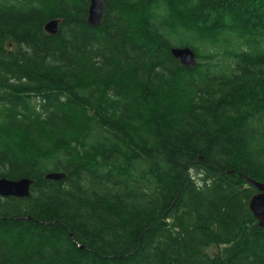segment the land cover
<instances>
[{
	"label": "trees",
	"instance_id": "16d2710c",
	"mask_svg": "<svg viewBox=\"0 0 264 264\" xmlns=\"http://www.w3.org/2000/svg\"><path fill=\"white\" fill-rule=\"evenodd\" d=\"M102 3L0 0V264H264V0Z\"/></svg>",
	"mask_w": 264,
	"mask_h": 264
},
{
	"label": "water",
	"instance_id": "95a60500",
	"mask_svg": "<svg viewBox=\"0 0 264 264\" xmlns=\"http://www.w3.org/2000/svg\"><path fill=\"white\" fill-rule=\"evenodd\" d=\"M103 13L102 0H89L88 5V22L91 25H98L101 21ZM59 20L52 19L48 21L44 28L49 33H55L57 31ZM172 55L177 58L181 64L185 66H192L196 62L195 54L190 47H176L171 50ZM64 174L62 173H49L46 178L52 180H59ZM245 179L257 188V192L249 200V208L256 218L258 225L264 227V184L258 181H254L248 177ZM29 178H19L16 180L7 179L5 177L0 178V191L2 194L27 196L29 194V188L31 185Z\"/></svg>",
	"mask_w": 264,
	"mask_h": 264
},
{
	"label": "bare ground",
	"instance_id": "6f19581e",
	"mask_svg": "<svg viewBox=\"0 0 264 264\" xmlns=\"http://www.w3.org/2000/svg\"><path fill=\"white\" fill-rule=\"evenodd\" d=\"M49 21H50V20H49ZM46 23H47V22H46ZM46 23H45V24H46ZM44 26H45V25H44ZM49 173H55V172H49ZM49 173H47V174H49ZM47 174H46V175H47ZM1 178H2V177H1ZM22 178H28V177H22ZM7 179H8V178H7ZM29 179H30V178H29ZM60 179H61V178H60ZM11 180H16V179H11ZM30 180H31V179H30ZM245 180H246V179H245ZM246 181H247V180H246ZM31 182H32V180H31ZM247 182H248V181H247ZM249 184H250V183H249ZM250 185H251V184H250ZM30 186H31V185H30ZM252 186H253V185H252ZM29 192H30V188H29ZM0 195H1V196H14V197L24 198V197H27L29 194H28L27 196H16V195L2 194L1 191H0Z\"/></svg>",
	"mask_w": 264,
	"mask_h": 264
},
{
	"label": "rangeland",
	"instance_id": "374dc122",
	"mask_svg": "<svg viewBox=\"0 0 264 264\" xmlns=\"http://www.w3.org/2000/svg\"><path fill=\"white\" fill-rule=\"evenodd\" d=\"M207 251H208L210 254H214V253H216L217 248L212 246V247L207 248Z\"/></svg>",
	"mask_w": 264,
	"mask_h": 264
}]
</instances>
